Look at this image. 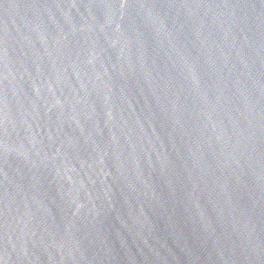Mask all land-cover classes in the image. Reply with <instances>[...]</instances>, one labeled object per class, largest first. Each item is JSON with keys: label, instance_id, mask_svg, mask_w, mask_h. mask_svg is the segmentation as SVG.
I'll return each mask as SVG.
<instances>
[{"label": "water", "instance_id": "1", "mask_svg": "<svg viewBox=\"0 0 264 264\" xmlns=\"http://www.w3.org/2000/svg\"><path fill=\"white\" fill-rule=\"evenodd\" d=\"M257 264H264V218H263L262 231H261V237L259 243Z\"/></svg>", "mask_w": 264, "mask_h": 264}]
</instances>
